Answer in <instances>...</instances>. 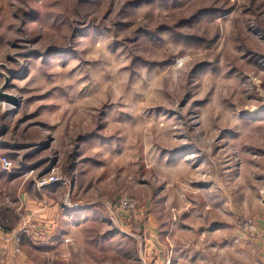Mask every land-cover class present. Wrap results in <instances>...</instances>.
I'll list each match as a JSON object with an SVG mask.
<instances>
[{
	"label": "rangeland",
	"instance_id": "374dc122",
	"mask_svg": "<svg viewBox=\"0 0 264 264\" xmlns=\"http://www.w3.org/2000/svg\"><path fill=\"white\" fill-rule=\"evenodd\" d=\"M0 91V155L75 212L44 264L231 249L261 212L264 0H0Z\"/></svg>",
	"mask_w": 264,
	"mask_h": 264
},
{
	"label": "crops",
	"instance_id": "0c3cea01",
	"mask_svg": "<svg viewBox=\"0 0 264 264\" xmlns=\"http://www.w3.org/2000/svg\"><path fill=\"white\" fill-rule=\"evenodd\" d=\"M2 156L9 158L8 154H1L0 157ZM1 166L0 161L2 264H44L41 261L48 262L49 258H45L43 252L58 249L59 242L69 230L65 225L71 224L74 227L71 218L75 212L68 213L62 207L58 185L37 188L31 181L32 178L29 180V174H23L30 170L20 171L12 167L11 170L4 171ZM262 197L261 201L255 200L254 204L261 207V212L252 215L254 231L236 233L235 240L238 243L235 247L220 250L218 245L211 247L208 244L209 247L202 245L199 246L200 249H195L198 245L195 247L194 243L199 242L200 238H206L207 242L212 237H218L212 234L200 235L191 240L193 244L188 245V250H174L172 254L158 251L152 259L145 257L143 261L149 259L152 264H264V196ZM226 256H233L234 259H225Z\"/></svg>",
	"mask_w": 264,
	"mask_h": 264
},
{
	"label": "built area",
	"instance_id": "2783aa9c",
	"mask_svg": "<svg viewBox=\"0 0 264 264\" xmlns=\"http://www.w3.org/2000/svg\"><path fill=\"white\" fill-rule=\"evenodd\" d=\"M0 161L2 164L1 167L4 171H8V170L12 169V161L11 160L2 156V157H0ZM46 174H42L40 177H38L36 179L34 184L37 188H40L41 186H43L45 184H56L61 179V177L59 175H57L56 171H54V170H51L49 174H47V175ZM248 223H249V225H248L247 229L250 231H254L255 228H254V224L252 223V221L249 220ZM0 264H2L1 251H0Z\"/></svg>",
	"mask_w": 264,
	"mask_h": 264
},
{
	"label": "water",
	"instance_id": "95a60500",
	"mask_svg": "<svg viewBox=\"0 0 264 264\" xmlns=\"http://www.w3.org/2000/svg\"><path fill=\"white\" fill-rule=\"evenodd\" d=\"M0 96L8 97V98H10L11 100H13L14 102H16V98H15L13 95L3 94V93L0 91Z\"/></svg>",
	"mask_w": 264,
	"mask_h": 264
}]
</instances>
